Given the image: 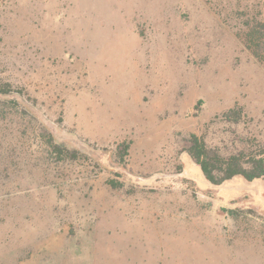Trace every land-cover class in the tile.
I'll list each match as a JSON object with an SVG mask.
<instances>
[{
    "label": "rangeland",
    "instance_id": "1",
    "mask_svg": "<svg viewBox=\"0 0 264 264\" xmlns=\"http://www.w3.org/2000/svg\"><path fill=\"white\" fill-rule=\"evenodd\" d=\"M0 84V264H264L185 151H264V0H0Z\"/></svg>",
    "mask_w": 264,
    "mask_h": 264
},
{
    "label": "trees",
    "instance_id": "2",
    "mask_svg": "<svg viewBox=\"0 0 264 264\" xmlns=\"http://www.w3.org/2000/svg\"><path fill=\"white\" fill-rule=\"evenodd\" d=\"M9 92L11 89L8 84H0L1 94ZM224 115L229 120L239 121L242 108L234 107L226 111ZM188 141L189 144L185 151L200 167L204 177L212 184H220L235 176H240L248 181L264 178V151L248 155L242 153L222 156L217 151L208 148L204 139L195 133L190 134ZM128 147L127 143L123 145V153L127 151ZM62 151L58 149V153H62ZM245 157L247 159L243 161Z\"/></svg>",
    "mask_w": 264,
    "mask_h": 264
}]
</instances>
